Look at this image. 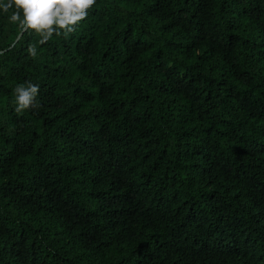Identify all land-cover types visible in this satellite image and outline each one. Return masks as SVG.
<instances>
[{
  "label": "trees",
  "instance_id": "trees-1",
  "mask_svg": "<svg viewBox=\"0 0 264 264\" xmlns=\"http://www.w3.org/2000/svg\"><path fill=\"white\" fill-rule=\"evenodd\" d=\"M13 11L0 264H264V0H96L44 44Z\"/></svg>",
  "mask_w": 264,
  "mask_h": 264
},
{
  "label": "clouds",
  "instance_id": "clouds-1",
  "mask_svg": "<svg viewBox=\"0 0 264 264\" xmlns=\"http://www.w3.org/2000/svg\"><path fill=\"white\" fill-rule=\"evenodd\" d=\"M95 4L96 0H0V10L8 13L14 9L10 21L18 24L21 31L34 32L40 38L38 43L44 44L54 35L66 38L75 32ZM28 52L35 58L36 46L30 45ZM39 91V85L31 81L18 85L14 90L15 111L39 107Z\"/></svg>",
  "mask_w": 264,
  "mask_h": 264
},
{
  "label": "water",
  "instance_id": "water-1",
  "mask_svg": "<svg viewBox=\"0 0 264 264\" xmlns=\"http://www.w3.org/2000/svg\"><path fill=\"white\" fill-rule=\"evenodd\" d=\"M23 33H24V31H22V32L20 33V35L18 36L16 42L21 38V36L23 35Z\"/></svg>",
  "mask_w": 264,
  "mask_h": 264
}]
</instances>
